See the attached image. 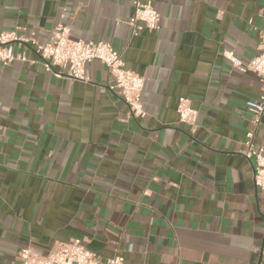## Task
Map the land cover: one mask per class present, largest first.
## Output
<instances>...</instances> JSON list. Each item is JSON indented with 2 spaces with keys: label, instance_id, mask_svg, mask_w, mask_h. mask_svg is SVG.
Segmentation results:
<instances>
[{
  "label": "crops",
  "instance_id": "crops-1",
  "mask_svg": "<svg viewBox=\"0 0 264 264\" xmlns=\"http://www.w3.org/2000/svg\"><path fill=\"white\" fill-rule=\"evenodd\" d=\"M141 1L160 27L133 36V0H0V31L44 43L61 21L110 43L144 77L145 111L130 113L97 59L87 82L46 71L31 48L0 63V264L74 238L124 264H264V197L243 155L261 83L222 54L260 52L264 0ZM181 96L194 125L178 120Z\"/></svg>",
  "mask_w": 264,
  "mask_h": 264
},
{
  "label": "built area",
  "instance_id": "built-area-1",
  "mask_svg": "<svg viewBox=\"0 0 264 264\" xmlns=\"http://www.w3.org/2000/svg\"><path fill=\"white\" fill-rule=\"evenodd\" d=\"M132 3L133 14L127 23L133 36L143 29H159V13L149 1L133 0ZM16 48L20 50L17 51ZM27 48L34 51L46 71L71 80L89 81L87 65L94 59L99 60L113 79L108 88L117 91L133 116L145 115L141 100L144 77L126 68L122 53L110 43L74 38L71 36L70 27L61 21L53 26L49 39L44 43H39L33 33L24 34L18 29L0 31L1 64L7 65L14 60L27 61L24 53ZM222 54L241 72L254 73L261 83L258 97L246 102V108L251 114L252 128L245 133L243 155L252 161L253 182L264 197V148L255 142V131L264 112V46L247 61H243L230 50H225ZM176 112L181 123H196L198 111L191 106L188 97L178 98ZM17 259L18 264H124L119 255L100 259L97 253L87 249L76 238L57 243L47 255L40 254L31 246H24L18 250Z\"/></svg>",
  "mask_w": 264,
  "mask_h": 264
}]
</instances>
